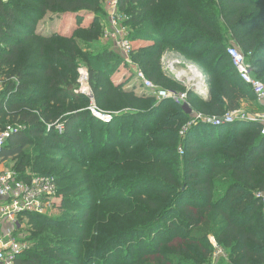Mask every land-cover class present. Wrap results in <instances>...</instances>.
I'll return each instance as SVG.
<instances>
[{
	"label": "trees",
	"instance_id": "obj_1",
	"mask_svg": "<svg viewBox=\"0 0 264 264\" xmlns=\"http://www.w3.org/2000/svg\"><path fill=\"white\" fill-rule=\"evenodd\" d=\"M103 2L0 0V127H20L0 161L20 157V174L37 161L34 173L53 175L62 195L56 214H28L31 245L16 264H263L262 123L196 121L181 131L197 113L223 116L255 97L226 53V36L264 83V0H118L129 39L152 42L132 60L156 85L186 91L192 115L109 80L119 53L85 50L101 36ZM66 13L76 17L72 33L36 31L46 15ZM85 15L92 19L82 26ZM165 46L206 69L207 100L161 71ZM81 65L96 105L112 115L107 123L74 93ZM56 149L59 156L47 154ZM112 203L116 217L97 206ZM210 235L226 259L212 262Z\"/></svg>",
	"mask_w": 264,
	"mask_h": 264
},
{
	"label": "built area",
	"instance_id": "obj_2",
	"mask_svg": "<svg viewBox=\"0 0 264 264\" xmlns=\"http://www.w3.org/2000/svg\"><path fill=\"white\" fill-rule=\"evenodd\" d=\"M118 4V0H110L112 9ZM126 18V17H125ZM122 20V17H121ZM120 20V21H121ZM110 27L104 30V37L109 39L112 46L119 51L121 56L128 62L133 63L130 59L132 52V43L129 41L126 27L119 24L118 17H110ZM123 34V36H121ZM124 34L127 38L124 37ZM113 48V49H114ZM226 53L231 59L232 65L236 70L239 78L247 84L257 100L264 103V83L255 77L251 71L250 65L247 62L246 55L237 46H228ZM166 71H168L166 69ZM171 73L170 71H168ZM184 81L187 90H190V80L183 79L179 74L171 73ZM136 79L141 82L144 89L151 91L157 100L168 98L178 104H188L187 92H178L175 90L159 87L149 80L142 70L136 71ZM192 81V80H191ZM75 94H81L89 98L87 109L91 115L98 120L107 123L111 120L112 115L102 111L95 103L91 85L89 83V73L85 66L81 65L78 68L77 87L74 88ZM189 105V104H188ZM239 118V119H238ZM258 120L262 123V132L264 133V112L256 116V118H247L244 113L240 114L239 110L227 112L223 116H203L197 113L191 121H189L183 133L188 126L196 121L211 123L212 125H221L234 121ZM52 126L47 125L49 131ZM54 129L59 133L64 131V123L61 121L53 125ZM11 125L0 127V152L10 136L11 132L15 131ZM183 154V148H178ZM58 184L53 175L29 173L26 171L23 174L17 173L12 167L0 169V264H16L17 258L21 253L28 248L27 241L22 239L20 232L22 228L28 224V214L34 213L46 215L57 208L58 199ZM257 196L264 205V186L262 190L257 192ZM209 241L213 247L211 260L213 263L220 258H227L225 250L216 242L215 238L210 235ZM264 264V263H263Z\"/></svg>",
	"mask_w": 264,
	"mask_h": 264
},
{
	"label": "rangeland",
	"instance_id": "obj_3",
	"mask_svg": "<svg viewBox=\"0 0 264 264\" xmlns=\"http://www.w3.org/2000/svg\"><path fill=\"white\" fill-rule=\"evenodd\" d=\"M103 7H104L105 15L104 14L102 15L104 21H103V24H102L101 36H99L97 38V40H95V42L93 44L85 45V50L87 52H94V50L109 48L111 50H114V52H116L118 54L119 51H117L114 48V46H112V43L109 41V39H106L104 37V30H105V28L108 27V29H109V27H110V21H109L110 17H112V16L116 17V18L118 17L119 24L122 25V27H126V29L128 30V32L126 34H127V36H129V33H130L129 30L130 29H129V27L127 25L124 24V21L127 20V17H126V15L123 12L118 10V4H116L115 8L112 9L111 6H110V0H104ZM60 16L61 17H60V19L57 22L55 20V23H54L53 26L49 25V23H48V22H50L49 19H43L42 21L40 20L41 22L38 21V23L36 25V30L40 29V31L43 32L44 34H50V32H53L55 30L61 31L62 34H64V33H72L71 30L77 24L76 23L75 14L66 13V14H62ZM85 16L81 19V21H82L81 25L82 26L88 25L89 22L92 19V16H87V17H85ZM52 17L56 18L55 15H52ZM121 17H122V20H121ZM45 18H47V17H45ZM121 36H123V34ZM124 37L127 38L125 34H124ZM127 39H129V37ZM129 41L132 43V46H133L132 52H135L138 49H142V48H146V47L152 46V42L151 41L130 40V39H129ZM224 43H225L226 47L231 46V45L237 46L233 42V40L229 39V36L225 37ZM237 47H239V46H237ZM92 48H94V50H92ZM132 52H131V54H132ZM131 54H130V59L132 60ZM215 56L216 55H214V57ZM118 57L120 58V62L117 65L116 69H114V71L111 73V75H109V77H110L109 80H111L116 85H121L123 90L131 91L133 94L142 96L143 98H145L148 95H153V94H151L150 90L144 89L143 86L141 85V82L136 79V71L137 70H142L141 67L139 66V64L137 62L133 61V60H132L133 63H131V64L128 63L121 56V54L118 55ZM225 61H226V63L228 62V60H225ZM160 67H161V71H164L165 74L168 75L167 76L168 78L170 76V73L168 71H170L171 73L179 74V75L181 74L180 76H182V78L185 79V80H187V78H188L190 80V84H189L190 90L201 91L202 92V95H201L202 97L201 98L204 101L209 98V90H208V86L209 85L206 82V80L208 79V73H207V71H206V69L204 67H201L194 60L185 58L178 51H176V50H174V49H172V48H170L168 46H165L164 47V51L162 53V56L160 58ZM166 69L168 71H166ZM192 69L195 72L198 71L197 72V74L199 75L198 78H195L193 76V73H192L193 70ZM185 71H186V73H184ZM191 77H194V80H192ZM199 81H201V82H199ZM199 83H201L202 86H203L202 90L197 88V85ZM153 84L156 85L154 82H153ZM167 85L170 86L171 83L168 82L166 84V86H161V87L168 89ZM156 86H158V85H156ZM0 89H1V83H0ZM153 96L155 97V95H153ZM118 98H120V100H124L123 97H118ZM244 102H245V104H247V106L249 107V109L251 111L247 107H243L242 108V102H241V106H240V108L238 110L240 111V114L244 113V115L247 118H252V117L256 118L257 115L261 114L264 111L263 105L260 104V102L257 100L256 97L245 99ZM188 108H190V110H191V112H190L191 115L195 113L192 110L191 105H188ZM31 150H33V149L31 147H29V148H27L26 152H30ZM60 151H61L60 149H56V150L53 151V153L52 152H47V154H54L56 156H59ZM178 155H180V156L182 155L179 152V150H178ZM20 162H21L20 157H14V158H11V159L8 160V163L10 164L9 166L12 167L13 170L14 169L16 170V166H18V164ZM29 162L30 163H29V165H26V169H25L24 172L28 171L29 173H34V172L39 171L38 169H33L32 167H30L31 162H37V161H29ZM50 166L51 165H49L47 167V169H49ZM53 172L56 173L58 171L53 170ZM62 183L66 184L65 181H63ZM57 200L59 201L58 204H60V202L62 200V195L61 194L58 195V199ZM83 202L87 203L86 200H84ZM97 206H99L100 208H103V211L106 214V217H109V216L116 217V212L118 211V205L117 204L112 203V204L101 205V206L97 204ZM76 209L79 210L80 207H77ZM57 210H58V207H57V209L54 210V212L53 211L50 212V213L48 212L46 215H48V216L51 215L52 216V215H54V213ZM109 214H111V215H109ZM30 230H31L30 229V225L26 224V226L23 227L22 231L20 232L21 238L22 239H27V237L30 236ZM27 244H28V247H29L31 245V242L27 240Z\"/></svg>",
	"mask_w": 264,
	"mask_h": 264
},
{
	"label": "crops",
	"instance_id": "obj_4",
	"mask_svg": "<svg viewBox=\"0 0 264 264\" xmlns=\"http://www.w3.org/2000/svg\"><path fill=\"white\" fill-rule=\"evenodd\" d=\"M87 16H91V15H86L85 17H87ZM45 17H47V18H45ZM43 19H49L50 20V22H48L49 23V25L50 26H53L54 25V23H55V20H56V22L60 19V17L61 16H55L56 18H53L52 16H51V14H48V15H46ZM53 18V19H52ZM43 19H41V21L43 20ZM41 21H39V22H41ZM38 33H43V32H41L40 31V29L39 30H36ZM58 32V33H61V31H58V30H55V31H53V32ZM50 33H52V32H50ZM44 34V33H43ZM62 34V33H61ZM64 34H68V33H64ZM200 95H202V93L200 94ZM260 104L261 105H263V107H264V103L263 102H260ZM243 107H247L248 109H249V107L247 106V104H245V102H244V100L242 101V108ZM264 109V108H263ZM250 110V109H249ZM251 111V110H250ZM253 111V110H252ZM254 112V111H253ZM264 112V111H263ZM262 112V113H263ZM255 113V112H254ZM261 113V114H262ZM10 164L8 163V160H2V161H0V169H4V168H9L10 166H9Z\"/></svg>",
	"mask_w": 264,
	"mask_h": 264
},
{
	"label": "water",
	"instance_id": "obj_5",
	"mask_svg": "<svg viewBox=\"0 0 264 264\" xmlns=\"http://www.w3.org/2000/svg\"><path fill=\"white\" fill-rule=\"evenodd\" d=\"M170 76L177 82L181 83V84H184V81L182 79H180L179 77H176L175 75L171 74L170 73ZM198 94H201L202 92L201 91H197ZM182 107L187 111V112H191L190 108H188V104H183Z\"/></svg>",
	"mask_w": 264,
	"mask_h": 264
},
{
	"label": "bare ground",
	"instance_id": "obj_6",
	"mask_svg": "<svg viewBox=\"0 0 264 264\" xmlns=\"http://www.w3.org/2000/svg\"><path fill=\"white\" fill-rule=\"evenodd\" d=\"M193 70V69H192ZM181 71V70H180ZM198 72V71H197ZM197 72H195L194 70L192 71V73H193V76L195 77V78H198L199 77V75L197 74ZM184 73H186V71L184 72ZM188 74V73H187ZM181 75V74H180ZM189 75V74H188ZM192 75V74H191ZM194 77H191L192 78V80H194ZM190 78V79H191ZM188 79V78H187ZM196 82V81H195ZM199 82H201V81H199ZM198 83V82H197ZM202 84L201 83H199L198 85H197V88H199L200 90H202ZM204 89V88H203Z\"/></svg>",
	"mask_w": 264,
	"mask_h": 264
}]
</instances>
